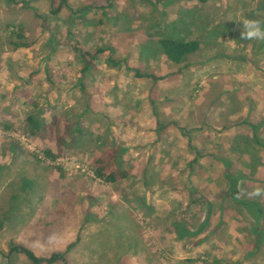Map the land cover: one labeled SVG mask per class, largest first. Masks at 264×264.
Masks as SVG:
<instances>
[{
  "label": "rangeland",
  "instance_id": "374dc122",
  "mask_svg": "<svg viewBox=\"0 0 264 264\" xmlns=\"http://www.w3.org/2000/svg\"><path fill=\"white\" fill-rule=\"evenodd\" d=\"M25 1L0 0V264L78 239L69 264H264V40L241 39L264 0ZM165 37L201 48L175 64ZM76 44L123 64L82 73ZM113 145L132 173L107 184L91 162Z\"/></svg>",
  "mask_w": 264,
  "mask_h": 264
},
{
  "label": "trees",
  "instance_id": "16d2710c",
  "mask_svg": "<svg viewBox=\"0 0 264 264\" xmlns=\"http://www.w3.org/2000/svg\"><path fill=\"white\" fill-rule=\"evenodd\" d=\"M13 4H19L23 3V6H29L30 2L22 0L19 2L18 0H9ZM53 1V0H52ZM201 3H207L209 0H196ZM63 5H68L67 0H62ZM111 3H109V7H111ZM69 7V6H68ZM62 10V5L60 4L58 7L54 6V3L52 2V13L58 14ZM83 13V11H82ZM72 14L78 15L79 12L72 11ZM9 28H12L11 36L17 37L18 40L12 41V43L16 47H23L26 46V43L23 42V39L25 38V31L22 26L13 25L11 24ZM159 44L161 46V49L164 53V55L170 60L172 63L175 64H184L188 61L189 57L195 53H197L200 48L201 44L198 40H184L181 38H174V37H165L159 41ZM74 51H76L82 62L84 63V68L82 70V73H86L94 65V61L99 57L101 54L110 53L111 57L108 58L107 63L113 67H119L123 64L121 60H116L114 55V49L112 47H99L96 50H89L82 48L79 44H76L74 46ZM129 71H132L135 73V75L138 78H149L154 81H163L166 79V76L157 75L155 73H149V72H141L139 69L132 68L130 66H127ZM28 122L32 125V132L36 133L40 130L41 125L39 121H37L33 116L28 117ZM254 128H257V125H253ZM257 143L264 147V141L256 139ZM124 150L116 145H113L106 150H104L99 156H96L92 159L91 166L93 169V172L95 176L107 183V184H116L121 181L126 180L130 177L132 171L128 168L124 169L121 166V158L123 157ZM47 157L55 158V154L51 150H47L45 152ZM228 178L230 179V188L232 193L235 195L237 194V184L236 182H233L230 178L229 173H227ZM33 186L35 184L31 180H25L23 185L24 191L32 190ZM234 197V199H236ZM237 203L244 205L246 207H250V205L257 204L255 202L249 201H243V200H235ZM258 206V204L256 205ZM258 214H261V210H258ZM79 239L75 242L69 244L67 247V250L65 252H55L50 256H38L33 250L30 248L19 246L16 244H12L9 252L6 254V256L12 255V254H22L26 257L27 260H29L32 264H69V260L67 258V253L74 248Z\"/></svg>",
  "mask_w": 264,
  "mask_h": 264
},
{
  "label": "clouds",
  "instance_id": "9594fccd",
  "mask_svg": "<svg viewBox=\"0 0 264 264\" xmlns=\"http://www.w3.org/2000/svg\"><path fill=\"white\" fill-rule=\"evenodd\" d=\"M241 39L246 40H264V28L261 27L260 22L255 20H246L243 24V30L241 31ZM256 195L260 194V190H257Z\"/></svg>",
  "mask_w": 264,
  "mask_h": 264
}]
</instances>
